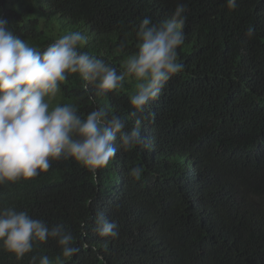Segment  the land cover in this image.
Wrapping results in <instances>:
<instances>
[{
	"label": "trees",
	"instance_id": "trees-1",
	"mask_svg": "<svg viewBox=\"0 0 264 264\" xmlns=\"http://www.w3.org/2000/svg\"><path fill=\"white\" fill-rule=\"evenodd\" d=\"M187 6L181 72L160 97L129 116L131 85L96 97L75 75L58 103L86 115L143 121L149 146L117 155L93 176L72 159L55 160L28 181L0 185V207L27 211L71 231L79 251L64 258L56 241L34 244L22 259L0 249V264H264V0H0L8 30L43 51L70 31L88 37L81 51L121 70L135 30ZM253 29L251 36L246 33ZM142 168L141 178L130 176ZM102 212L118 236L100 238ZM59 258V259H58Z\"/></svg>",
	"mask_w": 264,
	"mask_h": 264
},
{
	"label": "clouds",
	"instance_id": "clouds-1",
	"mask_svg": "<svg viewBox=\"0 0 264 264\" xmlns=\"http://www.w3.org/2000/svg\"><path fill=\"white\" fill-rule=\"evenodd\" d=\"M226 3L230 9L236 8V0ZM187 10L180 3L159 23L143 18L135 30L136 50L123 59L119 71L81 51L88 37L80 31H70L40 51L14 36L7 19L0 17V185L31 180L60 159H72L94 176L117 155V138L125 151L148 147V138L141 135L140 118L125 130L128 120L110 115L106 107L82 115L77 105L54 101L70 75L84 82L85 91L92 85L96 97L122 90L127 83L131 85L128 115L137 116L183 69L177 62V49L184 43ZM252 33L249 27L246 35ZM142 171L133 167L130 176L139 180ZM117 227L102 212L96 214L94 231L100 238L117 237ZM49 239L56 241L64 258L79 251L73 246L72 232L62 224L49 227L27 211L0 207V249L22 259L34 244ZM36 259L33 256L32 264ZM39 264H51L49 257L41 256Z\"/></svg>",
	"mask_w": 264,
	"mask_h": 264
},
{
	"label": "rangeland",
	"instance_id": "rangeland-1",
	"mask_svg": "<svg viewBox=\"0 0 264 264\" xmlns=\"http://www.w3.org/2000/svg\"><path fill=\"white\" fill-rule=\"evenodd\" d=\"M59 99H60V95L58 96L57 100L54 101V103H58L59 102Z\"/></svg>",
	"mask_w": 264,
	"mask_h": 264
}]
</instances>
